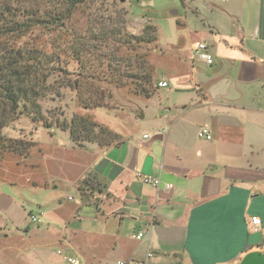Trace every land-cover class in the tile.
Wrapping results in <instances>:
<instances>
[{"label": "crops", "instance_id": "obj_1", "mask_svg": "<svg viewBox=\"0 0 264 264\" xmlns=\"http://www.w3.org/2000/svg\"><path fill=\"white\" fill-rule=\"evenodd\" d=\"M203 9L191 46L168 47L176 58L161 77L156 71L169 86L146 99L154 109L146 129L135 98L138 117L131 111L129 128L115 131L120 145L73 143L75 163H56L53 178L34 182L52 193L71 189L73 206L54 202L43 218L67 227L56 240L84 264H131L149 252L163 264H264V0ZM200 42L212 64L192 59ZM202 127L211 141L198 137ZM139 231H146L140 241Z\"/></svg>", "mask_w": 264, "mask_h": 264}, {"label": "rangeland", "instance_id": "obj_2", "mask_svg": "<svg viewBox=\"0 0 264 264\" xmlns=\"http://www.w3.org/2000/svg\"><path fill=\"white\" fill-rule=\"evenodd\" d=\"M213 3H221V0H106L92 8L81 7L75 13L70 27L81 33L88 27L99 30L102 17L96 19L92 14L96 9H100L102 4L107 7L117 6L127 13V31L132 35L140 34L147 24L155 26L158 41L143 47L140 52L145 53L149 66L154 71L157 69L161 77L162 71L169 68L176 58L168 47L179 52L180 45L183 46L184 52L186 46H191L194 39L191 37L194 35L192 33L202 28V14L205 11L203 7ZM175 12L178 15H172ZM74 39V34L65 36L62 33H48L40 28L19 39L18 43L35 45L49 52L53 50V46L58 51L61 49L65 59L71 62L69 70L73 71L77 65L69 45L73 44ZM104 45L106 47L102 50L107 53L118 47L112 37ZM64 50L67 53H64ZM122 53L130 57V62L134 65L135 52L122 49ZM99 64L95 62L94 66ZM101 65L107 68L108 59ZM123 66L122 64L121 67L124 68ZM123 82L127 87L120 90H113L106 80L102 82L89 80L86 84L92 91L100 88V93L104 92V89L113 92L114 98L106 100L109 111L101 108L84 110L79 102V92L61 88L65 83L57 84L56 88H59L60 94L51 95L44 101V115L53 124L58 117L70 120L74 114H80L88 115L116 132L125 127L129 128L126 122L130 119V112L136 109L132 105V101L136 100L130 92L132 81L125 79ZM140 101L145 119L143 121L139 119V122L142 123V128L146 129L154 109L146 99ZM135 114L138 117V112ZM4 134L10 138L31 140L35 144L28 156L6 154L0 165V264H68L65 260V256L70 253L68 247L56 240L59 230L68 231L67 227L50 224L41 213L47 211L57 201L72 207L73 204L68 202L71 189L62 185L57 192L52 193L40 190L34 182L43 178L48 180L53 178L59 171L56 163H75V151L71 149L74 142L69 132L56 127L47 129L41 123L35 124L25 116L13 122L4 130ZM31 214L39 216L40 222L33 223ZM59 250L66 255H60ZM70 255L84 264V259L78 257L76 253Z\"/></svg>", "mask_w": 264, "mask_h": 264}, {"label": "trees", "instance_id": "obj_3", "mask_svg": "<svg viewBox=\"0 0 264 264\" xmlns=\"http://www.w3.org/2000/svg\"><path fill=\"white\" fill-rule=\"evenodd\" d=\"M105 1L0 0V165L6 154L28 156L35 144L31 140L10 138L4 134L5 129L24 116L47 129L56 127L69 132L72 141L79 147L87 143L101 147H114L122 143L118 133L88 115L74 114L70 120L58 117L54 124L48 121L43 103L49 96L60 94L57 84L65 83L61 88L79 92V102L84 110L101 108L109 111L106 100L114 98L111 90L104 89L100 93L101 89L98 88L92 91L86 85L89 80H106L113 90H120L127 87L123 82L127 79L132 81L130 92L134 99H148L154 95L160 83L157 69L154 71L149 66L145 53H141L140 49L158 41L155 26L147 24L140 34L132 35L127 31V13L117 6L102 4L92 14L96 19L102 17L99 30L88 27L81 33L70 27L81 7L92 8ZM40 28L65 36L74 34V42L69 48L76 69L69 70L71 62L55 46L49 52L35 45H19V39ZM111 37L118 47L109 54L102 49ZM122 49L135 52L134 65L130 62L131 58L122 53ZM64 53L67 51L64 50ZM107 59L108 67L103 68L101 64ZM95 62L100 64L94 66ZM88 185L89 178L79 184L83 196H87Z\"/></svg>", "mask_w": 264, "mask_h": 264}, {"label": "built area", "instance_id": "obj_4", "mask_svg": "<svg viewBox=\"0 0 264 264\" xmlns=\"http://www.w3.org/2000/svg\"><path fill=\"white\" fill-rule=\"evenodd\" d=\"M192 59L204 61V62H207L209 64H212L214 62V57L210 53L209 45L205 42H200L193 48ZM158 85L161 88H166L169 86L168 82H166V81H162ZM198 137L202 140H205V141H211L213 139L212 132L208 127L200 128V130L198 132ZM139 176L145 184L152 185L155 188H159L162 184L161 180L158 178H153L152 176H146V175H142V174H139ZM165 188L167 190H171L173 188V185L167 184L165 186ZM70 200H73V199L70 198ZM41 215L43 216L44 213H41ZM30 218H31V221L33 223H39L40 222L39 216L31 214ZM252 226H253V229L255 231L261 230V226H262L261 219L258 217L253 218ZM145 236H146V231H139L133 237L136 240L140 241ZM58 253L60 255H66L64 252H62L60 250L58 251ZM65 260L67 261L68 264H81V262H79L76 258H74L70 255H66ZM117 264H129V263H126L124 261H119V262H117ZM131 264H163V263L156 260L155 253L149 252L144 260L135 261V262H132Z\"/></svg>", "mask_w": 264, "mask_h": 264}, {"label": "water", "instance_id": "obj_5", "mask_svg": "<svg viewBox=\"0 0 264 264\" xmlns=\"http://www.w3.org/2000/svg\"><path fill=\"white\" fill-rule=\"evenodd\" d=\"M177 14V13H176ZM172 15H175L174 13H172Z\"/></svg>", "mask_w": 264, "mask_h": 264}]
</instances>
